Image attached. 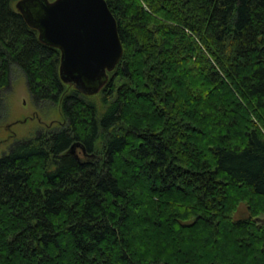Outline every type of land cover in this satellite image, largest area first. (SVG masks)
Listing matches in <instances>:
<instances>
[{"label":"trees","instance_id":"16d2710c","mask_svg":"<svg viewBox=\"0 0 264 264\" xmlns=\"http://www.w3.org/2000/svg\"><path fill=\"white\" fill-rule=\"evenodd\" d=\"M17 1L0 104L15 67L64 122L0 157V264H264V0H105L123 56L95 96Z\"/></svg>","mask_w":264,"mask_h":264},{"label":"water","instance_id":"95a60500","mask_svg":"<svg viewBox=\"0 0 264 264\" xmlns=\"http://www.w3.org/2000/svg\"><path fill=\"white\" fill-rule=\"evenodd\" d=\"M15 9L41 43L60 52L59 77L97 95L123 56L117 21L105 0H18ZM76 148L74 144L70 154Z\"/></svg>","mask_w":264,"mask_h":264},{"label":"rangeland","instance_id":"374dc122","mask_svg":"<svg viewBox=\"0 0 264 264\" xmlns=\"http://www.w3.org/2000/svg\"><path fill=\"white\" fill-rule=\"evenodd\" d=\"M62 122L64 120L59 106L50 107V105L44 104L36 110L31 102L23 74L13 67L9 87L1 96L0 157L6 154L17 140L33 137L41 128L56 127ZM98 150H101V147ZM78 153L81 155L80 151ZM240 208L242 215L236 213L237 217L246 213L245 207ZM234 219L244 218H236L235 216Z\"/></svg>","mask_w":264,"mask_h":264},{"label":"bare ground","instance_id":"6f19581e","mask_svg":"<svg viewBox=\"0 0 264 264\" xmlns=\"http://www.w3.org/2000/svg\"><path fill=\"white\" fill-rule=\"evenodd\" d=\"M72 147V146H71ZM71 149V148H70Z\"/></svg>","mask_w":264,"mask_h":264}]
</instances>
